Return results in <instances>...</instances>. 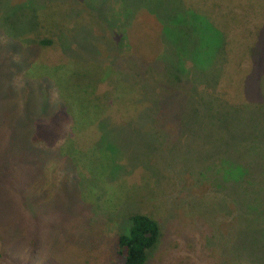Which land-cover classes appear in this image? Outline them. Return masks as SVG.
Wrapping results in <instances>:
<instances>
[{"label": "rangeland", "instance_id": "rangeland-1", "mask_svg": "<svg viewBox=\"0 0 264 264\" xmlns=\"http://www.w3.org/2000/svg\"><path fill=\"white\" fill-rule=\"evenodd\" d=\"M134 214L145 264H264V0H0V264H123Z\"/></svg>", "mask_w": 264, "mask_h": 264}, {"label": "trees", "instance_id": "trees-1", "mask_svg": "<svg viewBox=\"0 0 264 264\" xmlns=\"http://www.w3.org/2000/svg\"><path fill=\"white\" fill-rule=\"evenodd\" d=\"M144 11H146V10H144ZM147 12H150V11L147 10L146 13ZM7 16H5L4 19H2L4 22H7L9 20ZM154 17L156 18L157 16H154ZM156 20H157V18H156ZM41 29H43L44 34H47L49 36L48 39L47 38H40L39 39L38 42L41 46H49L54 37H60V36H63L64 33L69 32V30H65V31L64 30L63 31L49 30L46 27H44L43 25L40 26V30ZM146 29L148 30V28H146ZM40 30L36 33L37 37L40 36L39 35ZM151 31H153V30H151ZM130 34H131V32H130ZM130 44H131V40H130ZM131 45L133 48V43ZM131 52H133V51H131ZM152 56H154V55L149 56V58ZM141 57L145 58V59H149V58H146L144 56H141ZM166 63H168V61H166ZM180 66L181 65H179L176 68H173L172 65L168 64V70L170 68L172 70L177 71L180 68ZM105 75L111 76L112 73L111 72H108V73L105 72ZM38 77H42V76H38ZM43 77H45V76H43ZM49 81L54 84L52 79H49ZM62 108L65 110L64 112L66 114L67 113L66 109L64 107H62ZM136 117H134V118H136ZM143 121H146V120L143 119ZM239 137H240V135L237 134L236 138L238 139ZM238 146H240V148H238L239 150H243V149L248 148V145L246 143H240V144H238ZM226 154L229 155V153H227V152H226ZM232 157H233L232 155H229V157L226 160H224V163H225L224 167L225 168L223 167L224 168V169H222L223 174H222V176L220 175V178H222L221 183L224 184V187L226 189L228 188V186H229V188L230 187L233 188V186H237V185H239L240 188H245L247 186V184L245 182L246 180L243 179L242 176H243V174L247 168V167H245L246 163H244V160L237 159V158H235V160H234V159H232ZM233 166H238L239 168H242L244 172L242 174L241 173L234 174ZM256 183H257V181L255 180L253 183V186L249 185V187L252 188L253 191H256L258 189L255 186ZM230 199H231V197H230ZM242 202H243L242 207L248 208L246 198H243ZM233 203H234L233 205H229L231 207L230 211L233 213V215L234 214L237 215L238 210H239V209L237 210V208L240 205L238 203L236 204L234 201H233ZM231 215H229V217ZM160 237H161L160 228H159V225L154 218H152L151 216L145 215V214L131 215L125 221L124 230L122 232H120L117 236L116 243H115L116 255L121 260V262L123 264H145L147 261V258H148V254L155 248ZM238 240L239 241L237 242V246L240 250H243L245 244L249 240V237L241 238V236H240Z\"/></svg>", "mask_w": 264, "mask_h": 264}]
</instances>
